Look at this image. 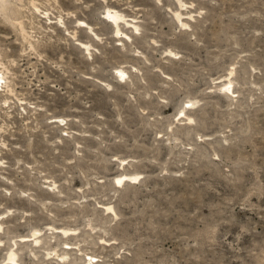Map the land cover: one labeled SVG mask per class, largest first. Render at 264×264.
I'll list each match as a JSON object with an SVG mask.
<instances>
[{
  "label": "rangeland",
  "instance_id": "obj_1",
  "mask_svg": "<svg viewBox=\"0 0 264 264\" xmlns=\"http://www.w3.org/2000/svg\"><path fill=\"white\" fill-rule=\"evenodd\" d=\"M2 3L0 264H264V0Z\"/></svg>",
  "mask_w": 264,
  "mask_h": 264
},
{
  "label": "bare ground",
  "instance_id": "obj_2",
  "mask_svg": "<svg viewBox=\"0 0 264 264\" xmlns=\"http://www.w3.org/2000/svg\"><path fill=\"white\" fill-rule=\"evenodd\" d=\"M0 11L1 12H5L6 13V11H7V6L4 4V3H2V0H0ZM116 11H114V12H112V10H108L107 11V14H106V16H107V18L109 19V20H111L115 25H116V23H117V21L118 20H120V18H121V16L119 17V15L117 14V13H115ZM122 19V18H121ZM117 31V33H119V30L118 29H116ZM124 75H125V73L124 72H119V78H123L124 77ZM231 75V74H230ZM1 82H2V78H1V76H0V84H1ZM224 86V88H223V90L224 91H227V90H231V88H230V86H231V83L230 82H227L225 85H223ZM131 180L132 181H137L138 180V178L136 177V176H133L132 178H131ZM123 182V178H120V179H118L117 180V184L118 185H120L121 183ZM7 261H11V262H14L15 261V255L13 254V253H10L8 256H7V259H6ZM91 260V259H90ZM90 260H89V262H90Z\"/></svg>",
  "mask_w": 264,
  "mask_h": 264
}]
</instances>
